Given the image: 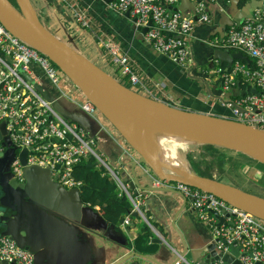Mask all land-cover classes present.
Segmentation results:
<instances>
[{"label": "built area", "instance_id": "built-area-1", "mask_svg": "<svg viewBox=\"0 0 264 264\" xmlns=\"http://www.w3.org/2000/svg\"><path fill=\"white\" fill-rule=\"evenodd\" d=\"M175 1L109 0V5L120 14L129 12L135 16L141 27L151 22L144 36L147 44L159 55L182 68L192 69L195 62L190 36L195 24L211 23L212 18L206 11V4H215L217 0L200 1L196 6V12L199 14L196 21L173 11L170 6ZM59 2L72 11L74 21L79 26L90 28V20L85 10L75 6L71 0ZM98 42L106 52L111 70L115 72L116 77L127 78L135 90L144 89V84L131 66L130 57L120 46L106 36L98 38ZM210 46L213 49L242 52L253 60V65L248 66L240 60H235L226 70L218 60L213 59L210 75L217 84L219 93L214 94L208 87L206 98L213 106L218 105L228 112L225 118L264 131V9L255 10L251 18L230 27L224 37L214 39ZM33 67H37L42 77L59 91L62 100L79 105L81 110L103 129L110 127L90 102L73 94V90L77 88L72 84L70 85L74 88L69 90L62 88L63 84L68 85L67 78L48 58L14 37L0 23V125L5 126V135L2 138L7 137L16 150V157L11 164L14 178L22 181L24 166L19 155L22 150H28L25 166L47 170L51 173L52 179L56 178L62 187L80 190L82 182L75 179L74 170L83 161L93 159L96 169L104 170L115 182L118 195H126L132 204L123 225H128L130 216L136 213L156 237L160 238L146 215V193L138 192L134 196L121 178L119 168L127 160L133 164L134 169L140 167L143 171L148 170L144 171V174L151 182L152 189H163L181 195L189 203L191 211L208 226L212 234L211 243L215 245L216 254L221 255L219 260L210 264H222L221 257L230 253V247L239 248L237 259L241 264H264V227L260 220L210 193L156 178L148 168L139 164V157L124 142L119 146L122 147L125 158L119 161V167L110 164L101 151L100 144L103 140L100 137L90 136L83 127L62 119L54 111L51 103L40 95L36 85L40 86L41 82L31 69ZM153 86L163 90L166 84L154 82ZM253 87L258 93H250ZM235 90L246 93L242 96L234 95ZM99 118L104 119L105 124ZM115 138L117 140L118 137L115 135ZM4 152L5 148L0 141V158ZM214 214L223 218L221 224ZM1 261L34 264L33 254L19 248L9 236L3 235L0 236Z\"/></svg>", "mask_w": 264, "mask_h": 264}, {"label": "crops", "instance_id": "crops-1", "mask_svg": "<svg viewBox=\"0 0 264 264\" xmlns=\"http://www.w3.org/2000/svg\"><path fill=\"white\" fill-rule=\"evenodd\" d=\"M30 1L39 21L56 39L79 50L110 75H115V72L111 70L108 56L98 38L106 36L113 39L130 57L131 66L145 86L144 89H139L143 95L191 112L219 117L228 114L224 108L213 106L206 98L208 87L214 94L219 93V88L208 71H203L201 67L207 64L210 68L217 50L210 43L224 37L230 28V22L235 23L232 19L241 15V0H217L215 4H209L211 23L195 24L189 39L195 62L192 69H184L155 52L146 44L145 35L139 30L143 27L138 22L133 23L136 17L130 13L127 17L126 13L120 14L112 10L106 0H71L75 6L85 10L90 28L79 26L74 21L72 11L59 0ZM195 1L176 0L170 7L173 11L189 14L195 19L199 15L196 8L193 11ZM229 52L234 54L238 51L229 49ZM250 61L249 64L252 65V60ZM33 70L40 78V86L44 88L45 94L59 103L57 106L66 117L81 119L90 135L100 137L103 140L100 144L101 151L111 164L118 166L119 161L125 158L122 147L119 146L122 141L118 138L116 140L109 128L103 129L86 115L79 105L62 100L59 91L42 77L40 70L37 67H33ZM125 80L128 82L127 78ZM154 82H164L165 89L154 88ZM68 122L72 121L68 119ZM119 169L123 182L129 188L130 183L134 184L137 180L140 189H129L134 196L138 192L146 193L148 221L163 242L157 244L155 240L158 237L154 234L151 243L158 246L156 253L152 256L141 255L133 249L140 223L144 222L140 217L131 215L128 225H123L122 222L116 227L105 222L99 214V208H92L99 219L95 215L85 216L86 221L81 223L80 217L71 215L68 208L62 209V214H58L49 207L38 206L36 210L39 214L28 216L26 232L22 237L24 243L36 251V264H168L185 251L191 253L195 260H202L201 263H204L206 253L203 251L212 244V234L208 226L191 211L189 203L177 193L152 189L151 182L144 174L147 169H134L133 164L127 160ZM64 190L75 191L67 188ZM70 194L72 200L69 199L71 202L68 205L75 207V195ZM79 208H85L81 201Z\"/></svg>", "mask_w": 264, "mask_h": 264}, {"label": "water", "instance_id": "water-1", "mask_svg": "<svg viewBox=\"0 0 264 264\" xmlns=\"http://www.w3.org/2000/svg\"><path fill=\"white\" fill-rule=\"evenodd\" d=\"M16 1L19 6L21 5L20 11L7 0H0V23L14 37L48 58L66 76L71 84L113 127L129 148L136 153L140 165L148 168L156 178L162 181L180 183L210 193L264 222L263 198L214 178L195 176L186 169L180 173L163 166L145 143L146 130L140 125V122H148L153 126L151 130L155 132L160 131L164 134L190 139V142L193 143L210 144L241 152L263 165L264 131L225 117L176 108L127 88L89 59L56 39L39 21L30 0ZM200 1L202 0L193 2V11ZM206 6L208 11V4ZM242 8L241 15L232 19L235 23L230 22V27L251 18L255 10L264 9V0H246ZM182 15L189 17V14L182 13ZM126 16H130L129 12L126 13ZM196 20L197 18L194 19V21ZM136 22L137 18L133 20V23ZM150 26L151 22H148L147 26L139 28L141 34L145 35ZM213 59L218 60L220 64L226 63V69H229L235 60L245 62L247 65L251 62L241 52L231 54L229 50L222 49H217L214 52ZM36 89L52 106L58 107L59 103L54 98L48 97L42 86L36 85ZM245 93L246 91L235 90L234 95L242 96ZM250 93L255 94L258 91L253 87ZM67 119L86 130L81 119L76 117H67ZM3 135H5V126L1 124L0 141L5 152L0 158V236H9L19 248L33 254L36 264V251L25 244L22 237L26 232L28 216L39 214L36 210L38 206L49 207L58 214H62V209L68 208L71 215L80 217L81 223L86 221L85 216L95 215L98 219L99 217L90 207L82 210L79 208L80 198H78L77 190L66 192L58 184L56 178L52 179L49 171L25 166L28 150H22L19 155L24 166L23 179L20 181L14 178L11 173V164L16 157V150L7 137L2 138ZM257 176L260 177L259 174ZM130 184L131 190L140 189L137 180L134 181V184L132 182ZM70 193L75 195V207L68 205V202L72 200ZM132 216L136 218L137 214L133 213ZM214 216L218 219L219 224L223 222L221 216L217 214ZM155 242L159 245L163 243L160 238H156ZM203 253H206L203 258L204 263H201L202 260H195L191 253L185 251L178 254L176 260L168 264H186L184 261L189 264H209L219 260L221 256L216 255L214 244L206 246ZM238 255L239 248L230 247V254L221 257L222 264H241L237 259ZM0 264L15 263L1 261Z\"/></svg>", "mask_w": 264, "mask_h": 264}, {"label": "trees", "instance_id": "trees-1", "mask_svg": "<svg viewBox=\"0 0 264 264\" xmlns=\"http://www.w3.org/2000/svg\"><path fill=\"white\" fill-rule=\"evenodd\" d=\"M7 1L20 11L16 0ZM245 2L246 0H241V6ZM249 66L252 65L249 64ZM222 68L225 69L226 65L223 64ZM113 76L120 84L140 93L139 90L132 88L127 81V83H123L116 75ZM68 82L70 81L68 80ZM82 98L86 100L83 95ZM107 124L112 128L114 134L124 142L113 127L109 123ZM179 148L181 149V147ZM182 154H184L182 161L186 170L193 175L210 179L214 178L222 183L264 199V165L255 159L235 150L204 143L187 144ZM172 159L184 169L178 160H175L173 157ZM74 177L76 180L82 182V187L79 190L81 203L93 209L99 208V214L108 224L117 227L130 213L132 208L130 200L126 195H118L115 182L111 180L104 170L99 171L96 169L95 160L90 159L89 161L80 163L74 170ZM245 186H249L250 188L247 189ZM137 220L140 221L139 218ZM138 234L133 245L134 251L141 255H154L158 246L151 243L155 235L146 223H140Z\"/></svg>", "mask_w": 264, "mask_h": 264}, {"label": "rangeland", "instance_id": "rangeland-1", "mask_svg": "<svg viewBox=\"0 0 264 264\" xmlns=\"http://www.w3.org/2000/svg\"><path fill=\"white\" fill-rule=\"evenodd\" d=\"M73 49V48H72ZM74 51H76L77 53H79V54H81V55H83L84 56V54L82 53V52H80L79 50H77V49H73ZM85 57V56H84ZM93 63V62H92ZM95 64V63H94ZM96 65V64H95ZM98 66V65H97ZM99 68H101L102 70H104L101 66H98ZM32 70H33V68H31ZM201 69L203 70V71H208V74H210V71H211V69L210 68H208L207 67V64H204L202 67H201ZM119 79V78H118ZM119 80H121V81H123V83H127L126 82V80H124V79H119ZM66 82H67V84L69 85H66V84H63L62 85V88L64 89V90H69V89H71V88H74L72 85H70L71 83L70 82H68L67 80H66ZM73 93H74V95H76L78 98H80V99H83L82 98V94L77 90V89H75V90H73ZM52 108L54 109V111L62 118V119H64L65 121H67L68 122V119H67V117L63 114V112L57 107H54V106H52ZM87 115V114H86ZM104 124H105V122H104V119H102V118H99ZM109 129L112 131V128L111 127H109ZM153 134H155V135H157L156 137H157V140H158V142H159V144H160V147L164 150V151H166V153L168 154V156L169 157H173L175 160H178L180 163H182L183 164V166H185L184 165V162L182 161V157H184V154H182V152L185 150V145H187V144H193V142H190V141H186V140H184V138H180V137H177V136H173V135H170V134H164V133H162V132H160V131H157V132H154L153 131ZM169 137H171V138H169ZM182 140V141H181ZM161 142V143H160ZM179 147H181V149L179 148ZM174 150V151H173ZM176 151V152H175ZM179 151V152H178ZM111 164V163H110ZM185 168V167H184ZM247 189H249L250 187L249 186H245ZM83 206L86 208V207H89V206H87V205H84L83 204ZM259 220V219H258ZM261 221V220H260ZM262 222V226L264 227V222L263 221H261Z\"/></svg>", "mask_w": 264, "mask_h": 264}, {"label": "bare ground", "instance_id": "bare-ground-1", "mask_svg": "<svg viewBox=\"0 0 264 264\" xmlns=\"http://www.w3.org/2000/svg\"><path fill=\"white\" fill-rule=\"evenodd\" d=\"M140 125L146 130L145 131V143L150 147L154 155L158 158L160 163L163 166L172 168L180 173L184 172L185 170L182 169L177 163L174 162L172 157H169L166 151H164L157 140V135L153 134L154 130H151L153 126L148 122H140ZM148 131V132H147ZM155 132V131H154ZM171 138V137H169ZM186 141H191L190 139H185ZM182 141V140H181ZM161 143V142H160ZM186 146V145H185ZM191 146V145H190Z\"/></svg>", "mask_w": 264, "mask_h": 264}, {"label": "clouds", "instance_id": "clouds-1", "mask_svg": "<svg viewBox=\"0 0 264 264\" xmlns=\"http://www.w3.org/2000/svg\"><path fill=\"white\" fill-rule=\"evenodd\" d=\"M208 4V11H207V7H206V11H207V13L210 15V13H209V8H210V3H207ZM190 17V16H189ZM193 20H194V18H193ZM222 50H229V49H222ZM239 52V51H238ZM242 53V52H241ZM244 56H245V54L244 53H242ZM246 57H248L247 55H246ZM249 58V57H248ZM251 59V58H250ZM249 59V60H250ZM245 63V62H244ZM246 64V63H245ZM223 64H221V66H222ZM247 65V64H246ZM252 65H253V60H252ZM248 66H249V64H248ZM212 67V65L210 66V68ZM227 68V67H226ZM225 68V69H226ZM226 70H228V69H226ZM185 167V166H184ZM186 169V168H185ZM195 213V212H194ZM138 217V216H137ZM213 244V243H212ZM215 246V245H214ZM230 254V253H229ZM217 255V254H216ZM212 263V262H211ZM210 264V263H209Z\"/></svg>", "mask_w": 264, "mask_h": 264}]
</instances>
